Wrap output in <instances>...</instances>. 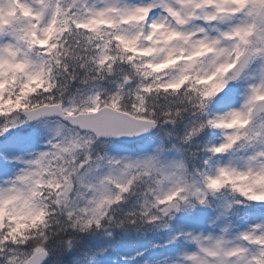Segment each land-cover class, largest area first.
I'll return each instance as SVG.
<instances>
[{
  "label": "snow or ice",
  "instance_id": "1",
  "mask_svg": "<svg viewBox=\"0 0 264 264\" xmlns=\"http://www.w3.org/2000/svg\"><path fill=\"white\" fill-rule=\"evenodd\" d=\"M0 264H264V0H0Z\"/></svg>",
  "mask_w": 264,
  "mask_h": 264
}]
</instances>
